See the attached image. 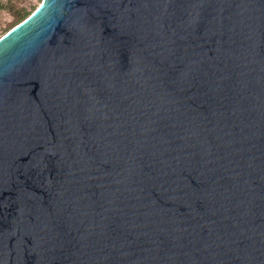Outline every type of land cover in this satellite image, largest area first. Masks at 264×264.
Here are the masks:
<instances>
[{"label":"water","instance_id":"1","mask_svg":"<svg viewBox=\"0 0 264 264\" xmlns=\"http://www.w3.org/2000/svg\"><path fill=\"white\" fill-rule=\"evenodd\" d=\"M0 264H264V0H43L1 37Z\"/></svg>","mask_w":264,"mask_h":264},{"label":"rangeland","instance_id":"2","mask_svg":"<svg viewBox=\"0 0 264 264\" xmlns=\"http://www.w3.org/2000/svg\"><path fill=\"white\" fill-rule=\"evenodd\" d=\"M42 3L43 0H0V38L16 24L17 12L25 10L32 14Z\"/></svg>","mask_w":264,"mask_h":264},{"label":"trees","instance_id":"3","mask_svg":"<svg viewBox=\"0 0 264 264\" xmlns=\"http://www.w3.org/2000/svg\"><path fill=\"white\" fill-rule=\"evenodd\" d=\"M31 15V12L28 11H19L17 12L14 17L16 18V24L13 25L11 28L7 29L6 32L10 31L12 28H14L16 25L20 24L22 21H24L27 17Z\"/></svg>","mask_w":264,"mask_h":264}]
</instances>
